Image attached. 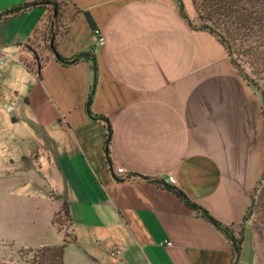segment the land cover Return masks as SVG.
<instances>
[{"label": "crops", "instance_id": "1", "mask_svg": "<svg viewBox=\"0 0 264 264\" xmlns=\"http://www.w3.org/2000/svg\"><path fill=\"white\" fill-rule=\"evenodd\" d=\"M32 1L0 0V12ZM70 1L79 11L56 47L66 58L95 47L92 110L110 120L113 168L126 172L110 168L107 125L87 112L93 60L64 64L50 48L36 72L23 60L51 7L0 19V226L22 234L2 247L30 263L20 249L63 244L54 216L66 205L63 264H232L229 238L173 187L227 225L243 220L264 171L261 95L176 0ZM255 260L247 235L237 264Z\"/></svg>", "mask_w": 264, "mask_h": 264}, {"label": "trees", "instance_id": "2", "mask_svg": "<svg viewBox=\"0 0 264 264\" xmlns=\"http://www.w3.org/2000/svg\"><path fill=\"white\" fill-rule=\"evenodd\" d=\"M176 2L179 6L181 14L191 25H193L191 19L186 13L184 1L176 0ZM72 5L78 12L79 9L76 7V5L73 3ZM35 6L51 7L52 13L49 16V25L47 26V34L50 40L49 48L56 54V57L60 61H62L64 64H70L80 59L91 58L93 60L92 68L94 71V80L89 89L86 108L91 117L103 120L107 125L108 132L107 142L105 145V155L110 168L113 169L109 147L112 137V124L107 116L97 114L92 110L97 79V62L94 53L95 47H93L92 51L90 52H81L71 58L63 57L58 52L56 47L58 42L56 20L62 11L60 0H35L32 2H24L0 12V19L17 15L20 12ZM198 10L199 18L202 20V24L197 27L207 29L219 37V39L226 46L233 63L236 65L241 75L251 85H253L257 91L261 93V110L264 117V0H202L199 4ZM76 14L73 15L71 19H73ZM85 14L87 15L93 32L96 34L99 28L97 27L93 17L89 11H86ZM62 33H64V30L61 32V34H59V36H61ZM235 49H239L240 55L246 57V62L249 63V65L253 68V76L248 74L240 61H238V59L233 56ZM23 60L31 71H35L30 67L25 59ZM34 60L40 69L42 67L41 61L35 56ZM173 189L187 203V205H189V207L207 218L229 238L234 251L232 264H237L245 239L244 230H241L239 236H237L231 225H227L221 220L215 218L206 208L192 201L182 190L174 187ZM70 240L71 239L66 238L64 243L61 245H47L41 247L39 251L43 250V255H45L47 252L50 253V255L47 256L50 262H39V264H63L65 248ZM47 257L45 258L47 259Z\"/></svg>", "mask_w": 264, "mask_h": 264}, {"label": "rangeland", "instance_id": "3", "mask_svg": "<svg viewBox=\"0 0 264 264\" xmlns=\"http://www.w3.org/2000/svg\"><path fill=\"white\" fill-rule=\"evenodd\" d=\"M201 1L202 0H192V6L193 8H195L198 14V18H194L192 20V24L195 26H200L202 24V20H200L199 12H198L199 11L198 7ZM60 2H61L62 11L60 12V16L56 20L57 22L56 30H57L58 38L60 37L59 34H61L65 26L71 21V18L77 12L76 8L72 5V3L69 0H60ZM49 16L43 22V24L37 29L34 37L28 43V46H26L27 49L30 50L35 57L38 58L40 57L42 58V60H44L45 57L49 56L47 55L48 54L47 51L50 46V40L47 34V28H48L47 26L49 25ZM239 52H240L239 49H235L233 56L237 58L238 61H240L242 66L245 68V71L251 76H253L252 73L253 68L249 65V63L246 62V57L241 56ZM23 57L27 60L28 64L33 70L37 71L39 69L34 59H32L31 57L29 58L26 55H23ZM257 92L261 95L259 91ZM5 201L6 200H2V203L0 205L2 206L0 208L1 210L4 208L8 209L10 207L7 206L8 204H4ZM21 210H22V206H20L17 209L18 216L19 214L22 213ZM54 223L58 229L66 233L67 239H72V221L66 205L62 206V208L55 213ZM231 226L234 229V232L237 236H239L241 230H244L245 237L248 235V238H250L256 254L255 264H264V171L259 182L257 183V185L253 190L251 202L249 204V208L243 220L237 225H231ZM11 237H17L18 239H22L21 238L22 234L21 233L18 234L16 232L12 233L8 230L6 231L0 226V242L1 239H4V241H6L7 238H11ZM4 247H2V244L0 243V249H1L0 264H39V262L40 263L45 261L50 262L49 258L47 257L50 255V253L47 252L45 256L43 255L44 254L42 252L43 250L39 251L40 248L35 250L31 248L20 249L19 250L20 255L23 256L26 261L30 262V263H25L22 262L18 254H14L13 250H11L9 247L8 248H4ZM45 257H47V259Z\"/></svg>", "mask_w": 264, "mask_h": 264}, {"label": "built area", "instance_id": "4", "mask_svg": "<svg viewBox=\"0 0 264 264\" xmlns=\"http://www.w3.org/2000/svg\"><path fill=\"white\" fill-rule=\"evenodd\" d=\"M97 37V42L96 45H101L105 42L106 38L105 35L102 34L99 29L97 31V33L95 34ZM2 75V73L0 72V76ZM114 172H119V173H125L126 170L123 167H117V168H113ZM128 177V176H126ZM165 183L169 184V185H174L176 183V178L174 175H169L166 179H165ZM166 244L171 245L172 242L171 241H167ZM120 251V249L118 247H113L111 248V254L115 255L116 253H118Z\"/></svg>", "mask_w": 264, "mask_h": 264}]
</instances>
